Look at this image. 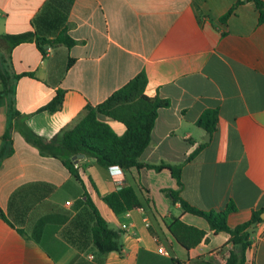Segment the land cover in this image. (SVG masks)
<instances>
[{"label": "crops", "instance_id": "crops-1", "mask_svg": "<svg viewBox=\"0 0 264 264\" xmlns=\"http://www.w3.org/2000/svg\"><path fill=\"white\" fill-rule=\"evenodd\" d=\"M234 1L0 0V33L30 30L51 38L65 29L74 40L42 53L34 40L8 47L0 39V68L8 76L6 92L0 80V148L9 147L0 159V210L11 222L0 216V264H69L79 256L94 264H174L172 258L222 264L232 248L229 234L213 232L165 189H178L203 209L232 201L230 226L264 208V22L250 0L221 20ZM139 71L143 92L168 100L157 109L139 159L179 165L180 186L167 168H120L118 179L116 168L87 154L60 157L30 140H48L87 103L100 102ZM56 90L59 107L39 108ZM206 108L217 110L210 132L195 124ZM98 117L123 131L122 122ZM125 184L142 205L116 214L102 195ZM83 190L119 230L120 251H81L65 239L70 219L87 213ZM174 216L203 229V238L181 246L167 229ZM261 218L242 264H264Z\"/></svg>", "mask_w": 264, "mask_h": 264}, {"label": "trees", "instance_id": "trees-1", "mask_svg": "<svg viewBox=\"0 0 264 264\" xmlns=\"http://www.w3.org/2000/svg\"><path fill=\"white\" fill-rule=\"evenodd\" d=\"M242 1L244 0H235L220 16V19L224 20L232 12L233 8ZM250 1L253 2L256 8L257 21L264 22V0ZM0 39L8 47L21 41L34 40L42 53L45 52L46 46L51 44L63 43L69 46L74 41L65 29L59 30L51 38L27 30L16 33H0ZM68 64L69 61H67ZM20 74L23 73L14 74V76ZM7 78L8 76L0 68V80L4 85V92L7 91ZM144 84V72L139 71L100 102L94 105L87 103L67 125L63 126L48 140H42L36 135H30L29 138L41 150L51 152L53 155L70 157L75 153H84L91 156L98 165L103 167L127 169L146 165L155 169L167 168L177 185L180 186L179 165L163 161L146 163L139 159L141 151L149 143L150 130L156 117L157 109L168 104L166 98L145 94L143 92ZM61 97L62 91L56 90L55 94L39 108H45L50 111L55 110L60 105ZM98 114L106 115L122 122L124 125L123 131L116 133L106 121L98 117ZM216 120L217 110L215 108H206L197 116L195 124L210 132L214 129ZM3 138H5V135ZM198 147L196 146L194 151ZM8 150L9 147L0 148V159ZM74 175L76 176V174ZM165 190L173 200L179 201L182 210L203 217L213 232L223 230L229 234L228 241L231 243L232 248L229 249L222 264L243 263L245 250L251 246L250 234L255 224L262 219L260 212L264 208L251 210L246 219L230 226L226 221V215L229 211L236 208L232 201H229L219 210L203 209L188 203L179 195L178 189ZM82 196L83 198H80V201L87 208V213H82V215L78 213L70 219L69 226L63 230L65 239L81 251L91 247H94L98 252L120 251L122 244L119 239V230L107 224L84 190ZM102 199L116 214L142 205V201L130 184L122 185L103 194ZM0 216L11 224L1 210ZM167 229L174 240L184 248L193 246L204 236L203 229L187 224L177 216L172 217L167 224ZM18 231L23 233L20 228H18ZM172 260L174 264H178L175 258H172ZM69 264L94 263L79 256L74 258Z\"/></svg>", "mask_w": 264, "mask_h": 264}, {"label": "built area", "instance_id": "built-area-1", "mask_svg": "<svg viewBox=\"0 0 264 264\" xmlns=\"http://www.w3.org/2000/svg\"><path fill=\"white\" fill-rule=\"evenodd\" d=\"M48 48H49V46H46L45 50H48ZM114 168H116V169H114V171H117L118 179H121L122 178V174H121L120 168L119 167H114ZM65 202L68 203V200H66ZM145 221H146L145 223L147 224V220H145ZM158 249L163 251V252H165V250L163 249L162 246H158Z\"/></svg>", "mask_w": 264, "mask_h": 264}, {"label": "water", "instance_id": "water-1", "mask_svg": "<svg viewBox=\"0 0 264 264\" xmlns=\"http://www.w3.org/2000/svg\"><path fill=\"white\" fill-rule=\"evenodd\" d=\"M208 134L209 133H207L206 135L208 136ZM82 155H83V153H75V154H72L71 158L74 159V160H76V158L78 156H82ZM263 215H264V211L260 212V217H263Z\"/></svg>", "mask_w": 264, "mask_h": 264}]
</instances>
